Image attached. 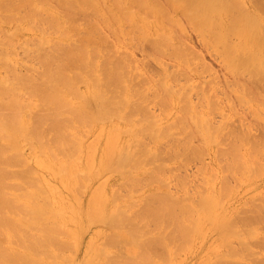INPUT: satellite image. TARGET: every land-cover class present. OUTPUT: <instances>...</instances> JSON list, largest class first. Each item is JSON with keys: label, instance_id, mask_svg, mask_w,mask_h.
Wrapping results in <instances>:
<instances>
[{"label": "bare ground", "instance_id": "1", "mask_svg": "<svg viewBox=\"0 0 264 264\" xmlns=\"http://www.w3.org/2000/svg\"><path fill=\"white\" fill-rule=\"evenodd\" d=\"M53 7L60 13L62 12L61 14L65 12V16L63 15V18L60 17L57 13L58 11L56 12L53 10ZM0 9L4 10L2 11L4 14L2 13L3 15L1 14V17L6 15L7 18L6 16L4 17V20L6 21L7 19L10 21V19H12L15 15L14 13L18 14L19 12H25V15H23L25 17H21L23 18L21 21L19 18L20 15L18 16L17 14L16 18L19 20H15V16V19L13 20L17 22L20 21L18 22L20 24L21 22H25L27 20L30 21L31 19V21H34L37 26L38 22H41L40 24L43 22L42 25L45 24L47 27L46 29H43L45 26L41 25L43 28L41 27L40 30L43 32L42 34L40 32L41 36L38 37L39 41L37 37V41L34 40V42L36 41L35 43L33 40L30 41L31 36L30 38H27L30 41L32 47H34L33 45L36 46V50L33 51H38L37 54H35L39 58L37 59L39 61H36L35 65L37 62H39L40 65H36L34 68L32 65L31 69L29 68L30 66L22 64L23 61H20V65H24L26 68L28 67V69H25L26 72H20L18 70L20 73L17 74L16 77H11V71H16L18 68L16 66V62H13V60L10 59L11 56L9 57V53L7 54L4 52L6 50L0 51V53L3 51V56L6 54L8 57L7 58L5 56L6 58H3L2 56L0 59V63H2L0 64V68H5L4 70L10 68L9 71L7 69V71L10 72L8 74L9 77L7 76V71H5V77L0 75V264H70L72 258H69L70 256H68L67 251L78 246L79 239L82 237L85 229L87 227H91L93 224H101L105 222H109L110 225L112 224L117 228L124 225V227H128L127 231H130V233L129 231L128 233L133 239L132 242L134 244V248H132L129 253H133L135 257L129 258V255L123 257L126 253L123 254V256H118L117 253L120 251H117V253L114 254L110 252L111 249L109 250L105 248L107 247V239L108 241H111V237L109 236H112V238L115 236V240L113 238L111 242H115L117 240L116 234L113 235L111 232L110 235H106V239H104L105 241H101L103 245L98 243L91 247L85 254L84 261L79 264H95L91 258L88 259L90 257V252H95L102 256L104 264H160L154 257L156 256L155 253L158 250L162 251L160 253L161 256L159 257L160 254L157 256L159 258L162 257V263H164L163 261H166L165 258L168 257L169 259L173 257V259H176L178 262L177 251L189 249L190 246L193 245L198 239L201 240L204 236L213 231L216 233L222 232L221 237H219V234H217L216 239H220L216 241V247L218 246L224 248L226 251H221V248L217 250L214 247L215 254L207 256L203 260L202 264H238L240 263L239 260L241 258L243 259L244 255L245 258H248V260L250 257V261H252L253 264H264V199H261L262 203L256 206L253 204V201H251L252 204L250 206L254 205L253 208L249 207L252 209L251 211L249 208H246L244 209L247 210L245 212L242 209V206L241 211L239 210V213H236V215L233 216L234 218L232 217L231 219L229 213H226L225 211L226 208L224 207L223 199L220 198V195H223L221 191L226 192L227 189L230 190V188H228L229 184H227L228 181L226 177L228 174L224 175V178L222 176L221 179V181H225L227 188H225V184L220 181V183H222L220 185H224L225 187H222L225 188V190L223 188H219L221 191L217 189L214 190L211 187V189L208 190V194L206 195L201 190H197L196 193H198V195L199 193L201 194V192L204 195H199V198H197L199 200H193V202L189 204L191 205L189 207L187 203L183 204L187 199H182L183 197L187 198V195H191L189 191V194H187L185 192L186 190L184 189L186 186L184 185L186 184V182H184L186 177L182 176L181 178V180L183 179V184V182L181 183L179 181L180 175L178 176V174H175V176H178L177 180L179 181V185L182 184L180 188H182L183 192H185L182 198L179 200L176 197L177 193L179 192L178 189V192L176 193L173 191L176 194L174 198L177 200L171 199V197L174 195L170 197V195L167 196L168 194H162V196L161 192H155L154 194H160L161 196L159 195V197L163 199L157 198L158 195H154V197H156L151 199L152 193L150 192L149 194L151 195L149 196H147L148 194H144L145 196H143L147 198V201H151L147 202L148 204L144 203L147 205V207L142 205V203V208L140 205V208L136 210L140 211V213H138L140 219H138V215H135V213H132V215H135L136 217L132 218L134 216L127 213L130 211H126L127 209L123 206L124 204L118 203L120 197H118L116 194H119L120 192L112 191L111 194V192H109L105 187H99L92 191L91 198L89 200L91 207L88 209V211L81 212L77 209L74 211L73 209L75 206L73 203H68L64 209L60 210L53 203V196L62 193L60 186L64 187L70 193L75 194L74 197H76V194H78L81 190L89 189L91 181L97 179L98 177L108 176L110 173L117 174L119 177L125 176L126 174L128 175V173L132 174L130 172H133L132 175H134V173H144L145 171L143 168L144 165H146V163H144L146 156H153L151 157L152 159H154V157H158V160L161 159L160 161L162 162L163 159H167L166 155H168L167 161H173L177 156L180 155L179 150H185V152H181V156L182 154L183 156L178 157L179 159H185V157H187L189 154H186L188 153L186 152V147L185 149L181 148V146L183 147L185 143L184 145H179L183 143L180 142V138L178 140L180 143L178 144V142H175V145L177 148L179 147L181 149L178 148L177 150L172 148L174 146L172 144L173 136L171 139L169 134L171 129L174 128L173 125L176 127V124H179L180 126H178L182 128V134L185 133V131L187 134H185L187 136L186 137L182 134L176 133L179 135V137L181 135L184 138L186 137L188 140V138L190 139L192 136L194 137L191 139L198 136L200 141H202V139L205 141H202L203 145L206 143L209 146L212 143L217 142L214 141L215 139H213V137L217 138L219 133H222L225 129L228 130L229 128L228 133H225V131L227 132V130H225L224 134H226V139L227 135H229L230 138L232 137L233 141L235 142L234 146L232 148L229 147V143L227 145L228 141L226 142L223 140L225 137L222 135L218 140H221L222 142L224 141L223 143L226 142L224 145H227V147L225 148L227 149L229 147L228 150L230 149V154L233 155H227L229 151L225 149H221V151L222 153H225L224 151H226V154H222L220 151L222 157H226V159L229 155L232 157L225 161L229 162H227L228 165L226 163L225 164L229 166L231 171L235 170V172H231V174H236L238 171H241V173L246 171L248 174H250L249 172L253 173L254 170L260 171L261 167L259 163L264 164V162H259V159H264V141L262 140L264 139L263 136L259 139H250L248 137L250 136V123H246L249 124L248 132L239 130L241 133H238V126L235 125L234 122L235 120L239 121L240 118H233L232 121L234 120V122H232L230 121L231 118L229 117V121L232 123L230 126L227 123L229 121L225 123L224 120L228 117L224 116L223 113L222 115L225 117L224 120L221 118L220 120L222 121H220V123L219 121H216V123L214 122V124L219 123L215 126L212 123L214 118L211 116V119L210 113L213 114L214 112L211 111L221 108L220 106L218 107V105H220V103H218L220 102L218 99H221V96H226L225 100H228L229 107L231 104L230 108L232 109L233 107L234 113L238 106L243 105L240 103H234V105H237L236 109H234L235 106L230 103L233 99L234 102H236L235 99H239L241 102H245V105H248L249 102L255 100L256 108L251 103L248 107L255 108L257 113H259V111H257L259 107H262L264 110L263 0H0ZM8 12L13 13L14 15L11 14L10 16ZM139 12H141V14L144 16L139 14ZM42 13L43 16H46L42 17ZM40 15L41 17H39ZM66 18L71 20L73 24L74 22H81L82 18H86L88 20L87 23L90 26L87 24L89 27H84L83 29L86 30H82L83 32H81V35V33L79 34L78 32H80L82 29H80L79 25L83 21L78 25H74V28L76 26L79 27V30L78 27L76 28L78 31L77 33L74 29V33L81 36L80 39L77 38L78 40H73L72 35L71 38L64 37L65 34H68V30L65 31L66 29H62V36H60V33L57 38L55 37L53 39L48 36L51 34L50 31L52 30V35L54 31V34L58 35V27L63 22L65 23ZM36 19H38V21H35ZM75 19H77V21ZM1 21H3V19ZM30 22H28V25ZM85 23L83 22L82 24L85 25ZM2 24H0V34H2L0 37L4 35L3 38H5L6 33L4 32V27ZM30 24V27L34 26L32 25V22ZM68 24L71 25L72 23L68 22ZM73 24L70 26V28L73 26ZM82 24L80 26H83ZM14 26L16 27V25ZM26 26H24V30ZM126 26L128 28L130 27L129 31L123 29V27L127 28ZM38 27L40 28V26ZM48 28L53 29L49 30ZM105 28H108L109 31H113H105ZM23 29L20 28V31ZM102 30L105 31V33H102L104 35L101 36L100 33L103 32ZM116 30L122 32L125 30L127 33L124 32L122 33V36H117L119 31ZM186 30H188L189 33L185 32ZM16 31L17 30H15L14 33ZM30 31L31 30H29V32ZM71 32H73V29L72 31L69 29V33ZM106 32L110 33L109 36H111V40L113 39L112 35H114V33L119 39L121 38L125 41L126 39H129V41L132 40L133 44L132 42H130V44L129 42L125 43L122 40L126 46L128 45V50L133 49V47L138 49L146 45L148 47L152 46L151 50H147L149 54L146 57V52H142V49H140L141 53L144 54L143 58L145 57L148 59V61L147 59L146 61L144 60V66L147 62H150L151 58L153 60L154 58L161 57V54H164L167 51V47L172 46L174 51L171 49L173 51L171 52L169 49V52L165 53L163 57L169 56L167 58H173L172 61H178L176 62L175 66H173L174 68H177V71L176 69L170 71V67L172 66L169 67L165 60L163 63L165 62L164 64L166 65L160 61L161 64H158L162 66L161 72H156V74L152 68L157 70L156 68L158 67H153L150 63L152 66L151 68L147 63V68L145 69L148 70L149 66V69H151L154 74L149 72V70L147 72L148 75L145 74L147 75L145 76L140 72L142 70L139 71L141 73V77L139 79L143 77V82L140 81V86H138L139 91H136V86L139 84H136L134 87L135 83H133L136 81L134 79L138 77V74H131L134 76V79L128 76V78L130 77L131 80H134L133 82H130V86L135 88L134 90L138 93L137 96H141V103L136 104V107L133 106V104L136 103L135 98L137 96H135V98H133L135 103H132L133 100H131L132 107L128 108L130 112L126 110V113L128 112L127 114L129 115L125 116H130L129 118H131L133 121L137 118L135 117L133 119L132 117L134 115V110L141 111L143 113V117L145 116V118H142V116L138 114L139 117L137 118L136 123H130V121L126 120L128 123L126 122L125 124H121L117 122L116 119H124L119 116H121L120 114L124 112L125 109L123 111L122 109L127 105V100L129 98L128 94H131L130 90L132 91L131 88L127 94V89L125 88L126 84H124V82L129 80H126L128 70H134L133 65H135V63L133 65L132 63L134 61L136 62L137 60L132 59V53H129V51L125 50L124 51L126 54L124 56L116 55V53L120 54L123 48L125 49L124 46L123 48L121 47V51H113L114 53L112 52L111 54V51L114 50L113 46L117 44L114 45L110 39L106 38L109 37ZM74 33L73 36L75 37L76 35H74ZM119 33L121 34V32ZM175 33L181 34L180 37L177 34L175 36ZM79 35L77 37H79ZM115 35L113 37L117 39ZM12 36L10 35L9 39H11ZM148 36H151L152 39V36H154L155 40H152ZM177 36L178 39L176 38ZM119 39L118 41H120ZM28 40H26V42L24 40V43L26 44ZM109 40L111 41V50L105 49L106 47L104 45V43L110 42ZM3 41L4 40L0 38V42L3 43ZM5 41L7 42L6 38ZM5 41L4 43H6ZM11 41L17 44V42L20 41V37L15 35ZM51 41L54 43L52 44ZM38 42L39 45H37ZM196 42L200 44V47H198V49L200 48V51L196 49V46L198 45H195ZM1 43L0 45H2ZM7 43L5 45H7ZM50 43L54 46L51 47ZM16 44L13 46V48L15 47V51L13 48H9L10 50L12 49L14 51V55L21 52L23 57L24 52L26 53L27 51V55L30 53V51H32L31 48L28 50V47L25 49V44H23V46H18L24 48H17L16 46L18 44ZM47 44H50V48H47ZM98 47H102L103 51L105 49V52L108 54L107 55L105 52H103L105 55H107L104 58L105 61L102 60L99 62L98 57L100 53L99 50H97ZM117 47L115 50H118ZM19 49L21 51H18ZM16 50L18 51L17 53H15ZM106 50L110 51V53ZM151 51L154 53H150ZM33 54L34 53L31 55ZM135 54L136 53H134V55ZM10 55L12 54L10 53ZM26 55L24 57L25 59L31 57L30 55ZM207 55L212 57L213 61H220V65L222 67L219 66V68L220 70L221 68L224 70V72H222L223 70L220 72V75L216 74L217 76L213 77V79L216 78L217 80L214 79L213 81L212 78L207 79L209 80V83H211V81L213 83H211V85L206 82V86L209 87V89L211 87V90L217 92L218 88L220 90V87H222V89L218 92L220 95H222L219 97V94L217 93L216 95L212 96L213 98L210 96L211 99L208 96L209 93L206 95L207 88L204 87V84L206 83H202V81H204L203 79L200 78L202 80L201 81L198 78L200 83H202L200 84L201 87L203 85L202 92L198 91L200 87L198 88L197 84H191L190 82L189 84L191 85L189 86V90L188 86H186L188 83L186 79L187 75L188 77L192 78V80L188 78L190 81H193L197 78V75L193 73V71H197L195 70V66L197 67L198 65L195 63H197L198 60L201 61V59L205 58ZM17 56L19 57V54ZM134 57L136 58V56ZM32 58L35 61V58ZM143 58L141 59L142 65ZM158 60H160V58H158ZM130 61H132V63H130ZM174 61L173 63H175ZM20 62L18 61V63ZM25 62L28 63L27 60H25ZM33 63L34 62H32V64ZM173 63L172 65H174ZM129 64H131L133 67H130L132 69H127ZM191 64L194 68H191ZM208 64H203L204 66L202 67H206V70L203 68V72H210V77H212L211 71L209 70V65H211L212 68V63L209 65ZM136 67L139 68L140 66L138 67L137 65ZM142 67L143 66L140 68ZM179 67H182L183 69L185 68L186 70H180ZM198 67H200L199 69L202 73V67L200 65ZM137 68H135V73L138 71H136ZM142 74L145 76V81ZM203 74H201L202 77ZM184 75H186L184 77L186 84L178 83L179 85H176V78L181 79V76L183 78ZM157 76L162 78L160 79V82L158 81V84L156 83V80H154V78ZM179 79L178 82H180ZM204 79L206 78L204 77ZM154 82L156 83L155 85ZM145 83H147L148 86ZM143 84H145V86ZM82 85L84 86L82 87ZM141 87H143V89ZM116 88L119 89L114 91ZM178 88L180 90H178ZM147 91L150 93L152 92L155 97H159V100L157 99L158 102L156 100H154L155 102L151 101L153 100V97L152 99L149 98ZM231 91H233L234 94L231 93ZM213 93L214 92H212V95ZM182 94L184 95L182 96ZM195 94L198 97L199 95L200 97L202 95L201 103H199L200 99L196 97V100L197 98L199 99L197 100L198 103L195 102L198 107L193 102L194 99H191L195 96ZM232 94L234 96L236 95L238 98L234 97ZM209 95H211V93ZM180 96L183 97V101L186 97L190 99L189 103L186 102L188 99L184 101V105L188 103L189 106H182L184 110L181 108V110L184 112V115L187 116L184 118H182L180 115H177L178 118L173 120L174 116L170 113L169 118L163 122V118L160 116L162 114L159 115V113H165L167 111L166 109L165 112L161 109L158 115H155V113L150 110L149 105L147 104L148 107L146 106V102H151L153 104L157 102L156 104L161 106L160 108H166L169 107L170 104H176L177 99ZM215 96L218 98H215L216 102L218 101L216 106L214 104L215 101L212 100ZM132 97H134V95ZM211 100L213 103H211ZM144 101H146L145 104L143 103ZM222 102L223 101H221V103ZM188 107L190 109L188 111L191 114L190 117L188 116L190 114H187L188 112L186 113L187 109L185 110V108ZM212 107L214 109H212ZM148 108L150 111H146ZM238 110H240V108L236 110V113L243 114V112ZM244 110L248 112L247 109ZM255 110L253 112H255ZM258 110H260V108ZM245 111V116L242 114V116L240 114L237 115L238 117H242L241 121H243V118L244 120L248 118H245L247 116ZM147 112L148 114H146ZM149 112L152 113L150 114ZM256 112L253 115L257 116L258 114H256ZM176 113L177 112H175V115ZM216 114H218V112ZM250 114L252 113L250 112ZM225 115H227V113H225ZM257 117L255 118L259 123ZM138 119H140V121ZM262 121H264V119H262ZM165 122H168L169 124H166ZM251 123V127H253L256 121L254 125L253 121ZM241 124L246 125L244 122H241ZM191 125H193L194 129L196 128L197 133L194 129H191ZM258 125L260 127V123ZM227 126L229 127L227 128ZM188 128L189 132L187 133ZM175 130H177V128H175ZM175 130L172 132L173 134H175ZM192 131L195 135H193ZM190 132L191 134H189ZM86 133H93L95 136V140L90 144H87L85 141ZM253 133L256 134V130H254ZM167 136L168 140L170 138V143L172 142L170 144L167 141L169 145L172 146L171 154L175 156L173 157V160H171L172 157L169 156L170 153L165 154L164 156L166 157H163V155H161V157L159 156L160 153H162L161 149L164 148L166 143H163V146L161 143V146L163 147L161 149V146L158 145V149L161 150L160 152L158 149L156 150L157 144H159L158 142L162 138H167ZM256 136L259 137V134H256ZM143 137L152 140L153 144H151V142L149 144V140H147V142H145L144 139L142 140ZM198 138H196V140H199ZM200 141L197 142L201 144ZM187 142L191 143L189 140ZM219 142L218 144H222V142ZM102 143L103 145L101 146ZM146 143L148 144L145 145ZM188 143L187 146L190 145H188ZM246 145H249L251 151L252 149L254 150L251 152ZM192 146L193 145L191 144L189 147ZM254 146H258V148H254ZM166 147H169L168 144L167 146L165 145V148ZM26 148L30 149V155L26 153ZM169 148H167L168 152H170ZM201 151L204 152L203 150ZM86 152H88V154H86ZM175 152L177 154L179 152V154H176V156ZM197 152L200 155L204 154L200 153V151ZM189 153L191 157L192 155L195 157V153ZM184 154H186L185 157ZM252 154H255V156L259 157L258 162H256V158L253 159L254 155L252 157ZM202 156L200 158H202ZM169 157L171 158L169 159ZM139 158H142L141 160L144 158V162ZM151 158L146 160L151 162ZM178 158L176 160H178ZM196 158H198V155H196ZM149 162H147V164H149ZM154 162H156V160ZM154 162H151V164ZM165 162L163 161L162 164H164L167 168ZM252 163L257 169H251ZM162 164L160 163V165L163 167L162 170L164 171L166 168H164L165 166ZM39 166L41 167V171L37 170V167L39 168ZM161 166L159 167L160 169ZM154 168H157L156 165H153L151 170ZM158 169L155 170L158 173L160 172L159 175H161L162 171H159ZM180 169L181 168L179 167V170ZM167 170L165 174H167ZM156 171H154L155 175L157 173ZM46 172H51V174L57 178L56 183H53V181L47 177ZM152 172H149L151 174L148 173L149 176H154V172L153 175ZM164 172L162 173L164 174ZM157 176L158 174L156 177H149L150 179L148 177H144V179H153V181H158L159 176ZM140 177L141 176H139L138 179H140ZM128 179L129 181L131 180L130 183L127 181ZM128 179L125 180V182L124 180L122 181L124 183H126V181L128 182V185L125 187L127 190L128 188H131V184L132 186L136 185L139 187L140 183L144 181L142 180L141 182H138V185L136 183L139 180H137L136 177L135 179L137 181H135L134 178L132 180L131 177ZM167 185L169 184H166V186ZM179 185L177 184L176 187L179 188ZM144 186L146 187L147 185ZM194 188L193 190H195ZM195 191H193L191 196H193ZM134 193L136 195V192ZM120 194L119 196H121ZM182 194L183 193H181V195ZM131 195L132 193L130 192L129 197H131ZM125 196L126 195H124V197ZM193 199H196V197ZM257 199L260 200L259 198ZM181 201H183V203H181ZM188 203H190V201ZM56 204H58L57 200ZM194 204L198 206V208ZM127 207L129 209L130 206L127 205ZM143 208H145V210H143ZM140 209H142V211ZM242 210L246 214H244ZM240 213L241 215L238 217L237 214ZM141 221L151 225L153 224L156 229L158 228L157 231L155 228H153L154 226H152V228L156 230L155 232H157L156 236L148 232V230H150L149 228H147L146 232L150 236H148L145 231L144 234L143 228L145 230L146 226L139 227V222ZM129 225H131V227ZM168 226H171L174 232L173 230L171 231ZM167 227L169 228L168 231H171V234L170 232L169 234H166L165 229H168ZM226 228L227 231H224ZM143 235H146V238L144 237L145 240L142 239ZM246 235H249V237L247 236L246 238ZM147 236L150 238L148 239ZM237 239L239 241H236ZM250 239L255 240L250 241ZM234 240L238 242V246L240 245V248H238V246L233 247L232 243ZM111 242L108 245L109 247ZM255 242H258L259 245H256ZM104 244H106V246ZM116 245L113 244V246H111L114 247ZM253 245H256L255 247H258V249L256 250ZM163 252H165L166 256H164ZM66 254L68 257H65ZM112 254H114V256H112ZM241 255L243 257H241ZM120 257L121 259H127L119 260ZM169 259V264L179 263L176 261L169 262ZM216 260L219 263H216ZM242 262L243 261H241V263Z\"/></svg>", "mask_w": 264, "mask_h": 264}, {"label": "rangeland", "instance_id": "2", "mask_svg": "<svg viewBox=\"0 0 264 264\" xmlns=\"http://www.w3.org/2000/svg\"><path fill=\"white\" fill-rule=\"evenodd\" d=\"M264 1V0H263ZM52 7V6H51ZM53 10H55L56 12L58 11V10H56V9H54V7H53ZM2 11H4V10H1L0 9V19L3 17H1V14L3 13ZM15 12H17V11H15ZM42 12V11H41ZM19 13H21V14H19ZM18 14L17 13H9L8 12V14H10V16H11V14H13L14 16H15V18L17 17V15L19 16L20 15V21L25 17V16H23V15H25L24 13L25 12H19ZM58 13V15L60 16V17H62L63 18V15L65 16V12H63V14H61L59 11L57 12ZM4 14V13H3ZM2 14V15H3ZM17 14V15H16ZM139 14H141V12H139ZM142 15V14H141ZM6 15H4V17H5ZM9 16V15H8ZM14 16H13V18L12 19H10V21H9V19H7V21L6 20H4V17L2 18L3 19V21H1L0 20V24H2L3 25V27H4V32L6 33V35L8 36H6L5 35V38H6V40H7V42L5 41V38H3L4 37V35L2 36V37H0L1 39H3L6 43H7V45H5L6 43H4V41H3V43H1L2 45H0V51L1 50H6V51H4V52H6L7 54L9 53V57H10V59H12L13 60V62H16V66L19 68H17L16 69V71L14 70V71H11V73H12V75H11V73L10 72H8L9 71V69H8V71H7V69L6 70H4L3 68V70L0 68V75H2V76H6V74H5V71H7V76H8V74L10 73V76L11 77H16L17 76V74H19L20 72H26V70L25 69H28V67L26 68V66H22V65H20L21 64V62L23 61V63L22 64H26L27 66H30L29 68H31L32 69V67L34 68L36 65L38 66V65H40V63L39 62H37V64L35 65V62L36 61H39V60H37V59H39L38 57H37V52H34L33 50H36V46L35 45H33L34 47H32L31 46V43H30V41H32L33 40V42H34V40H36V37H37V39H38V41H39V36H41V34H42V32L43 31H41L40 29H41V27L42 26H45L43 29H46L47 27H46V25L44 24V25H42L43 24V22H42V24H40L39 22H38V26H40V28L37 26V24L36 23H34V21H31V19H30V21L32 22V25H34V26H29V25H31L30 23V21L29 20H27V21H25V22H21L20 24L18 23V22H20V21H15V20H19L18 18H14ZM44 16H46V15H44ZM43 16V13H42V17H44ZM142 16H144V15H142ZM21 17H23V18H21ZM39 17H41V15L39 16ZM6 18H7V16H6ZM5 18V19H6ZM13 19H15V20H13ZM78 19V18H77ZM77 19H75L76 21H77ZM11 20H13V21H11ZM41 20V19H40ZM74 20V21H75ZM81 20V19H80ZM9 21V22H8ZM35 21H38V19H36ZM64 21V20H63ZM73 21V20H72ZM85 23V21H86V23H85V25L84 24H82L83 22ZM87 19L86 18H82V20H81V22L80 21H78V22H74V24H73V22H71V20H69V19H67L66 18V21H65V23L63 22L61 25H63V26H59L58 27V31H59V33H58V35L57 34H54L55 33V31H54V33H53V35H52V29L53 28H51V29H49V30H52V31H50L51 32V34L50 35H48V36H50L51 38H57V36H59L60 35V33H61V35L60 36H62V32L61 31H63L64 29H66L65 31H67V33L68 34H65L64 32V34L66 35H64V37H66V38H71V35H72V38H73V40L74 39H80V33L81 32H83V31H85L86 29H83L84 27L85 28H88L90 25L87 23ZM17 22V23H16ZM28 22H30L29 23V25H28ZM67 22V23H66ZM68 22H70V23H72L73 24V26L70 28V26L72 25H69L68 24ZM79 23H81L83 26H80L79 25V27H80V29H81V31L80 32H78L77 31V27L78 26H76L75 28H74V25H78ZM18 24V25H17ZM67 24V25H66ZM87 24L89 25V26H87ZM14 25H16V27L14 26ZM26 25H28V26H26ZM42 25V26H41ZM68 25H69V29L72 31V29H73V32H71V33H69V29H68ZM18 26V27H17ZM24 26H26L25 27V30L23 29L24 28ZM79 27H78V30H79ZM127 27V26H126ZM15 28V29H14ZM17 28V29H16ZM20 28L21 29H23V30H21L20 31ZM31 28V29H30ZM34 28V29H33ZM39 29V30H38ZM63 29V30H62ZM74 29L76 30V33L78 32L79 34V37H77L78 35H76V33H74L75 31H74ZM106 29V30H105ZM105 29H103V30H105V31H107L108 30V28H105ZM113 29H114V27H113ZM123 29H126L127 31H129L130 30V27L128 28H125V27H123ZM8 30V31H7ZM11 30V31H10ZM15 30H17L15 33H14V31ZM29 30H31L30 32H29ZM48 30V31H49ZM55 30V29H54ZM57 30V29H56ZM83 30V31H82ZM102 30V31H103ZM33 31V32H32ZM39 31V32H38ZM57 31V32H58ZM105 31H103V32H101L100 33V35L102 36V35H104V34H102V33H105ZM110 31H113V30H110ZM109 30H108V32H110ZM116 31H119V30H116ZM115 31V32H116ZM124 32H126L125 30H123ZM3 32V33H4ZM21 32V33H20ZM40 32H41V34H40ZM47 32V31H46ZM108 32H106L107 33V35L109 36L110 35V33H108ZM119 32H121V34L119 33ZM118 32V34H117V36H119V35H121L122 36V33H124V32H122V31H119ZM185 32H188V30H186ZM11 33V34H10ZM49 33V32H48ZM73 33H74V35H76L75 37L73 36ZM127 33V32H126ZM189 33V32H188ZM9 34V35H8ZM13 34H15L16 36H19L20 37V41L19 42H17V44L15 43V42H13V41H11V39L13 38V36H15V35H13ZM112 34V33H111ZM176 34L177 33H175V36H176ZM2 34H0V36H1ZM10 35L12 36V38L11 39H9L10 38ZM81 35H82V33H81ZM114 35H115V33H114ZM114 35H112V40L110 39L111 38V36H109V37H106V34H105V37L106 38H108V39H110L111 41H112V43L115 45V44H117V45H115V46H113L114 47V50H112L111 51V54H112V52L113 51H115V52H119V51H121V49L123 48V46L125 47V49L123 48V50L120 52V54H117L116 53V55H121V56H124L125 54H126V52L125 51H129V53L131 52L132 53V55L131 56H136V58L134 57H131L132 59H135V60H137L136 62L134 61L133 63H132V61H130V63H132V65L135 63V65L137 66L138 65V67L140 66H143L142 68H137L135 65H133V67H134V70H131V71H129L128 70V75H127V78H126V80L127 79H129V80H131L130 79V77H132V79H134V76H132L133 74H138L137 76V78L136 79H134V80H136V81H139V82H133L134 80H131V81H129V80H125L126 82H124V84H126V92H127V94L129 93V90L132 88V91L130 90V92H131V94L129 93L128 94V96H129V98H128V103H127V105L122 109V111L124 110V112L126 113V110H128V108L129 107H132L131 106V100H133V98H135V96H137V92L136 91H139V87L138 86H140V81H142L143 82V77L141 78V79H139L140 77H141V73H143L144 75L145 74H147L148 75V71L149 72H152L153 73V71H155L154 73L156 74V72L157 73H159V71L161 72V68H162V66L161 65H159V64H161V62L163 63V61L165 60L166 61V64L170 67V66H175V64H176V62H178V61H174L175 63H173V61H172V59L173 58H167V57H169V56H166V57H163V55H165V53H167V52H169L168 50L170 49H172L173 50V46L172 47H167V51H166V49H165V53L164 54H161V57H157V58H154L153 60H152V58H151V60H150V62H147L148 63V65H150V63L152 64V66L153 67H155V66H157L158 68H156L157 70H155L154 68H152V66L150 65V67L153 69V71H151V69H149L150 67L148 66V70H146L145 68H147V63H146V65L144 66V63H145V61H146V59L147 58H145L149 53L147 52V50H151L152 49V46H142V48H138V49H136V47L134 48L133 47V49H130V50H128L127 49V47H128V45L126 46V44H124V42L126 43V42H129V44H130V42H132V44H133V41L131 40V41H129V39H126V41L124 40V39H119V38H117V36L115 35V37L117 38V39H115L113 36ZM179 37H180V35L181 34H177ZM30 36H31V38H34V39H31L30 38ZM33 36V37H32ZM120 36V37H121ZM178 36L176 37L177 39H178ZM24 37V38H23ZM104 37V38H105ZM149 37V36H148ZM153 37V39L151 38V36L149 37V38H151L152 40H155V38H154V36H152ZM27 38H30V41L27 39ZM105 38V39H106ZM77 39V40H78ZM118 39L120 40V41H118ZM22 40V41H21ZM24 40H25V42H26V40H28L29 41V43H28V41H27V45L24 43ZM109 40V41H110ZM117 40V41H116ZM124 42H123V41ZM37 41V40H36ZM35 41V42H36ZM111 41L110 42H107V43H104V45H105V49H108V50H111L112 49V47H111ZM113 41H116V42H113ZM34 42V43H35ZM33 43V44H34ZM51 43L53 44L54 42L53 41H51ZM50 43V44H51ZM110 45H109V44ZM15 44L17 45L16 47L17 48H24L25 46H26V48L25 49H27V47H28V50H29V48H31L32 49V51H30V53L32 52V53H34L33 55H31L30 53H28L27 55H26V53H27V51H26V53L24 52V54H23V57H22V54H21V52H19V53H17L18 51H21L20 49L17 51L16 50V52L15 53H17L16 55H14V49H15V47L13 48V46H15ZM23 44H25L24 45V47H18V46H23ZM50 44H47V48H50L49 46H50ZM51 44V47L52 46H54V45H52ZM112 44V45H113ZM120 44V45H119ZM131 44V45H132ZM134 44H135V42H134ZM146 44V43H145ZM198 43L196 42V44L195 45H197ZM37 45H39V42H38V44ZM119 45V46H118ZM179 45V44H178ZM200 44H198L196 47V49L197 50H199L200 51V48L198 49V47H200L199 46ZM5 46H7V47H5ZM46 46V45H45ZM118 46V47H117ZM116 47H117V49L118 50H115L116 49ZM122 47V48H121ZM174 47H176V46H174ZM4 48H8V49H4ZM9 48H13V50L11 51ZM16 48V49H17ZM35 48V49H34ZM38 48V47H37ZM46 48V47H45ZM46 48V49H47ZM99 48H101V49H99ZM30 49V50H31ZM105 49H104V51H103V48L102 47H98L97 48V50H99V53H100V55H99V57H98V60H99V62H101L102 60H104V58L108 55L106 52H105ZM127 49V50H126ZM137 50V52H136V50ZM140 49H142V52L143 51H145L144 53H145V57L143 58V56H144V54H142L141 53V51H140ZM24 50V49H23ZM37 50H39V49H37ZM108 50H106L107 52H109L110 53V51H108ZM125 50V51H124ZM171 50V52H173ZM3 51L0 53L1 55V57H0V59L2 58V53H3ZM133 51V52H132ZM23 52V51H22ZM29 52V51H28ZM103 52H105L107 55H105V53H103ZM153 51H151L150 53H152ZM10 53L12 54V55H10ZM36 53V54H35ZM114 53V52H113ZM124 53V54H123ZM134 53H136L135 55H134ZM154 53V52H153ZM204 53H206V52H204ZM19 54V57L17 56ZM20 54H21V56H20ZM25 55L26 56H28V55H30L31 57H29V58H24L25 57ZM142 55V56H141ZM166 55H168V54H166ZM6 56V54H4V56H3V58H6L5 57ZM16 56V57H15ZM101 56V57H100ZM32 57H37V58H35V61H34V59L32 58ZM209 56L207 55L205 58H208ZM8 58V57H7ZM25 59V60H27L28 61V63H26L25 62V60H23V59ZM30 58H31V60H30ZM103 58V59H102ZM138 58V59H137ZM143 58V65H142V63H141V59ZM158 58H160V60H158ZM205 58H202L201 59V61L200 60H198L197 61V63H199V64H197V63H195L196 65H200L201 67L202 66H204L203 64H211L212 63V68H211V65H209L210 66V68H209V70L211 71V76L212 77H210V72H208L207 71V73H206V71L205 72H203V68H204V70H206L205 68L206 67H202V73H201V70L199 69L200 67H196L195 66V70H197V71H193V73H195L196 75H197V78L195 79V78H193V79H195V80H193V81H190V80H192V78H190V77H188V75H187V77H186V79H187V84H186V80L184 79V77L186 76V75H184L183 76V78H182V76H181V79H179V78H176L177 79V81L175 82V84L176 85H179V84H186V86H188V90H189V86L191 85V84H197L198 85V88L200 89H198V91H200V92H202V87H203V85H202V87H201V85L200 84H204V83H208V84H211L212 83V81H211V83H209L208 81L209 80H207V79H210V78H212V80L214 81V79L215 80H217L216 78H214L213 79V77H215V76H217L216 74H218V75H220L221 73V71L223 70L222 68H221V70H220V68H219V66L220 67H222L220 64V61H213V59H212V57H209L208 59H205ZM31 61H29V60ZM162 59V60H161ZM145 60V61H144ZM159 62H158V61ZM18 61L20 62V63H18ZM105 61V60H104ZM103 61V62H104ZM147 61H148V59H147ZM161 61V62H160ZM203 61V62H202ZM206 61H208V62H206ZM1 62V61H0ZM32 62H34L33 64H32ZM103 62H102V64H103ZM159 63V64H158ZM165 63V62H164ZM163 63V64H164ZM172 63L174 64V65H172ZM0 64H2V63H0ZM166 64H164V65H166ZM194 64V63H193ZM194 64V65H195ZM219 64V65H218ZM33 65V66H32ZM163 65V66H164ZM16 66H14V67H16ZM32 66V67H31ZM161 66V67H160ZM23 67V68H22ZM130 67H132L131 66V64H129V67H127V69H132V68H130ZM160 67V68H159ZM170 67V71H172V70H175L176 69V71H177V68L175 67ZM193 66H192V64H191V68H192ZM22 68V69H21ZM135 68H137L136 69V73H135ZM172 68V69H171ZM180 68V70H184L182 67H179ZM194 68V67H193ZM214 68H215V70H214ZM20 72H19V71ZM140 70H142V71H140ZM146 70V71H145ZM179 70V69H178ZM186 70V69H185ZM198 70H200V71H198ZM208 70V69H207ZM27 71H29V70H27ZM141 73H140V72ZM214 71H215V73H214ZM14 72V73H13ZM129 72H131V73H129ZM175 72V71H174ZM213 72V73H212ZM222 72H224V70L222 71ZM153 73V74H154ZM203 73H206V74H203ZM5 74V75H4ZM132 74V75H131ZM140 74V75H139ZM142 74V76H144ZM201 74H203V77L201 76ZM213 74V75H212ZM223 74V73H222ZM147 75H145V76H147ZM199 75H200V77H199ZM128 76H130L129 78H128ZM145 76H144V81H145ZM9 77V76H8ZM158 78H159V76H157ZM157 77H155L154 78V80H156V83L158 84L159 82H160V79H162V78H157ZM204 77L206 78V79H204ZM188 78H190V80L188 79ZM198 78L200 79H203L204 81H202L201 79V81H202V83H200V80H198ZM13 79V78H12ZM178 79H179V81L180 82H178ZM183 79V80H182ZM146 80H147V78H146ZM16 81H18V80H16ZM129 81V82H128ZM159 81V82H158ZM196 81H197V83H196ZM130 82H133V83H135L134 84V87H135V85L136 84H139V85H137L136 87H137V89H136V91L134 90L135 88H133L132 86H130ZM141 82V83H142ZM191 82V84H189ZM155 82H154V85L156 84ZM179 83V84H178ZM207 83L206 84H204L205 86V88H207V93H206V95L209 93H211V95H209L208 94V96L210 97H212V96H214V95H216L221 89H222V87H220L221 89L219 90V88H218V91L217 92H215L214 90H211V87H210V89H209V87H207L206 85H207ZM128 84V85H127ZM147 86H148V84L147 83H145ZM145 84H143L144 86H145ZM213 84V83H212ZM211 84V85H212ZM133 85V84H132ZM142 85V84H141ZM211 85H209V86H211ZM84 85H82V87H83ZM125 86V85H124ZM129 86H130V88H129ZM146 86V87H147ZM142 89H143V87H141ZM145 88V87H144ZM119 89V88H118ZM117 88L114 90V91H116V90H118ZM142 89H141V91H142ZM133 90H134V92H133ZM145 90H146V88H145ZM178 90H180L179 88H178ZM178 90H176V91H178ZM210 91V92H209ZM149 91H147V94L149 95L148 97L149 98H151L152 99V97H153V100H151V99H149V100H151V101H154V100H156L157 101V99L159 98V97H155L154 96V94L151 92H149ZM183 92H185V91H183ZM212 92H214L213 93V95H212ZM115 93H117V92H115ZM231 93H233L234 94V92L233 91H231ZM117 94H119V93H117ZM126 94V95H127ZM152 96H151V95ZM185 94V93H184ZM184 94H182V96L184 95ZM219 94V93H218ZM232 94V95H233ZM125 95V96H126ZM134 95V97H132V96ZM222 95V94H221ZM220 94H219V97L221 96ZM122 96V95H121ZM187 96H188V94H187ZM194 96V95H193ZM234 96V95H233ZM132 99H131V98ZM138 97H139V99H138ZM140 95H138L136 98H135V100H136V103H135V100H133L132 101V103L134 102L135 104H133V106H135L136 104H138V103H141V99H140ZM196 97H198V96H196V94H195V96L194 97H192L191 99L193 100V102L195 103H198L197 102V100H199L200 99V102L199 103H201V97H202V95H201V97H200V95H199V99L197 98V100H196ZM211 97H210V99H211ZM222 98L219 100L218 98H216V96L214 97V99H212V100H214L215 102H216V100H215V98L216 99H218V101H220V102H218V103H220V105H218V107L220 106L221 108H218V109H215V111H211V112H214L215 113V115H214V113L212 114V113H210V117L211 116H213V124H214V122L216 123V121L218 122L219 121V123H220V121H222V120H220L221 118L224 120V118L225 117H223V115L224 116H226V117H228V118H226V119H228V120H224L225 121V123L227 122V121H229V119L231 118V120L230 121H232V119L233 118H240L239 119V121L238 120H235V122H234V120L232 121V122H234V124L235 125H237L238 126V131L239 130H241V131H246V132H248V125L249 124H246V123H250L251 124V126H252V121H253V125H254V123H255V121H256V123H255V125L253 126V127H251L250 125H249V127H250V130H249V133H250V136H248L250 139H259L260 137L262 138V136H263V138H264V121H262V119H264L263 117H264V110L262 109V107H259L260 108V110H258L257 109V111H259V113H257L256 112V110H255V108H256V105H255V100H252L251 102H249L248 103V105H245V102L243 103V102H241L239 99H235V101L236 102H234L233 100H232V102H230V103H232V105H234V103H240V104H242L243 106H238V108L237 109H239L240 108V110H238V111H241V112H243V114L242 115H244V109H247L248 110V112L247 111H245V114H247V116L245 117V118H247V119H245L244 120V118H243V121H241L242 120V115L241 116H237V115H239L238 113H236V107H237V105H234L235 107H234V109H236L235 110V113L233 112V107H232V109L230 108L231 107V104H230V107H229V103H228V100L226 101L225 99H226V96H221ZM225 97V98H224ZM234 97H236V98H238L236 95L234 96ZM234 97H232V98H234ZM182 100H181V99ZM213 98V97H212ZM116 99H119V98H116ZM186 99H188L186 102H188L189 103V98H184V101L186 100ZM224 99V100H223ZM142 100H143V98H142ZM159 100V99H158ZM180 100V101H179ZM212 100H211V103H213L212 102ZM239 100V101H238ZM184 101H183V97H178V99H177V102H176V104H170L171 105V107H170V105H169V107H166V108H160L161 106H159L158 104H156V103H148V102H146V101H144L143 103L145 104V102H146V106H147V104L149 105V107H150V110L151 111H153V113H155V115H158V113L161 111V109H162V111L164 110V112L166 113H159V115L160 114H162V115H160L161 116V118H163L162 120H163V122H164V120H166V119H168L169 118V115H170V113H171V115H173L174 116V119L173 120H175V118H178L177 117V115L179 116H181L182 118H184V117H187L186 115H184V112H183V110H184V108H182V106L184 107V106H186V105H188V103L186 104V105H184ZM221 101H225L224 102V104H223V102L221 103ZM238 101V102H237ZM126 102V101H125ZM155 102V101H154ZM181 102V103H180ZM214 102V104H215V106L218 104L217 102L215 103ZM130 103V104H129ZM195 103V104H196ZM225 103H227V104H225ZM252 104V105H254L255 106V108H251V107H248L249 106V104ZM239 104V105H240ZM247 104V103H246ZM130 105V106H129ZM156 105V106H155ZM197 105V104H196ZM223 107H222V106ZM244 105H245V107H244ZM154 106V107H153ZM159 106V107H158ZM177 106V107H176ZM189 106V105H188ZM228 106V107H227ZM136 107V106H135ZM135 107H133L134 109H136ZM148 107V106H147ZM187 107V106H186ZM197 107H198V105H197ZM225 107V108H224ZM241 107H242V109H241ZM247 107V108H246ZM179 108H180V110H181V108L183 109V110H179ZM160 109V110H159ZM166 109V110H165ZM187 109V111H186V113L190 110L189 109V107L188 108H185V110ZM212 109H214L213 107H212ZM225 110V112H224V110ZM252 109V110H251ZM131 110V109H130ZM149 110V108H148V110H146V111H150ZM172 110H174V111H172ZM177 110V111H176ZM244 110V111H243ZM255 110V112H256V114H258L257 116H255V115H253L255 112H253ZM129 111V110H128ZM135 111V110H134ZM133 111V113H134V115H136V116H132L133 117V119L135 118V117H139L138 116V114H140L141 116H142V118H145V116L143 117V113L141 112V111H135L134 112ZM179 111V112H178ZM231 112V113H229V112ZM263 111V112H262ZM124 112H122L120 115L121 116H119V117H121V118H124V119H116V121L117 122H119V123H121V124H125L127 121L126 120H128V121H130V123H136L137 121V118L136 119H134L133 121L131 120V118H129L130 116H125V115H129V114H125ZM130 112V111H129ZM175 112H177L176 113V115H175ZM218 112V114H216ZM250 112L252 113V114H250ZM150 113V112H149ZM152 113V112H151ZM150 113V114H151ZM185 113V114H186ZM220 113H221V117H220ZM222 113H223V115H222ZM225 113H227V115H225ZM234 113V115L232 116V114ZM146 114H148V112L146 113ZM187 114H190L189 112L187 113ZM250 114V115H249ZM140 116V117H141ZM147 116V115H146ZM165 116V117H164ZM189 117L191 116V114L190 115H188ZM235 116H237V117H235ZM245 116V115H244ZM188 117V118H189ZM230 117V118H229ZM255 117H257L258 118V120H259V123H260V127H259V123H258V121L256 120V118ZM262 118V119H261ZM141 119V118H140ZM140 119H138L139 121H140ZM211 119H212V117H211ZM252 120V121H251ZM230 121L229 122H227L228 123V125H232V123H230ZM237 121H238V123H237ZM251 121V122H250ZM241 122L243 123H245L246 125H244V124H241ZM128 123V122H127ZM166 124H169L170 123V121H169V123L168 122H165ZM178 123V122H177ZM219 123H217V124H214L215 126L216 125H218ZM33 124V123H32ZM234 124H233V127H234ZM179 125V124H178ZM177 124H176V127H175V125H173V127L174 128H172L171 129V131H170V134H169V136H171V139H172V136H173V139H172V144L174 145L173 147L171 146V145H169V143H170V138H169V140H168V136H167V138L165 137V138H162L158 143L159 144H157V148H156V150L158 149V145L159 146H161V143H162V146L165 144L166 146H167V144H168V146L171 148H175V149H177L178 150V148H177V146L175 145L176 143L175 142H178V144L180 143V142H183V143H181V144H179V145H184V143H185V145L182 147L181 146V148L183 149H185V147H186V152H188V153H186V154H189V155H187V157H185L186 156V154H184V157H185V159H179L178 157L180 156V157H182L183 156V154H182V156H181V152L183 153V151L185 152V150H183V151H181V150H179L180 151V155L179 156H177L178 154H179V152H178V154L175 152V155L177 156L176 157V159L178 158V160H176V159H174V160H176V161H174L173 160V157H175L174 155H172L171 153H172V148H171V150H170V148L169 147H166L165 148V145H164V148L161 146L160 147V149L161 148H163V149H161L162 150V153H160V157H161V155H163V157H166L167 156V159H168V155H166V156H164L165 154H169L170 153V155L169 156H171V157H169V159L171 158V160H173V161H170V160H168L167 161V159L165 160V159H163L162 160V162L164 161H167V162H165L166 163V165H167V168H166V166L164 165V164H162V162L160 161V160H158V157L156 158V157H154V159H152L151 157H153V156H150V157H145V162H144V158H143V160H141L142 158H139L141 161H143L144 163H146V165H144V168H143V170L145 171L144 173H139V174H135L134 173V175H132L133 174V172H130V173H132V174H129L128 173V175L126 174L125 176H122V177H119L117 174H114V173H110V175H108V176H101V177H98L97 179H95V180H92L91 181V183H90V185H89V189H83V190H81L78 194H76V197H74V195L75 194H73V193H70L69 191H67L64 187H62V186H60V188H61V190H62V193H60V194H56L55 196H53L54 197V199H53V203H54V205L58 208V209H64L66 206H67V204L68 203H70V204H74V206H75V208L73 209L74 211H75V209H77V210H80L81 212H84V211H88V209L91 207V204H90V202H89V200H90V198H91V193H92V191L93 190H95V189H97V188H99V187H105L109 192H111V194H112V191H116V192H120V193H122V194H120L121 196H119V194L117 193L116 195H118V197H120L119 199V201H118V203L119 204H124L123 206L127 209L126 211H130V212H127V213H129V214H131L132 215V213L134 214L135 213V215L137 214L138 215V213H140V211H136V210H138L140 207L142 208V205H144V206H146L147 207V205L146 204H148L147 202H149V201H151V200H148L147 201V198H145L144 196V194H148L147 196H149V195H151V194H149V192L150 193H152V197H151V199H153V197H154V195H158V194H154L155 192H158V193H160L161 192V195L163 194V195H167V196H169L170 195V197L171 196H173V197H171V199H176V198H174L175 197V193L176 192H178V190H179V195H178V193H177V195H176V197H177V199H181L182 198V196L184 195V193L186 192L187 194H189V192L191 193V195H192V193H193V191H195L194 192V194H193V196H189V195H187L188 197H190V198H188L187 196V198H182V199H187L186 201H190V203H188V202H186V201H184V203H183V201H181V203H183V204H186L187 203V205H188V207L189 206H191V205H189V204H191V202H193V200H199V199H197V198H199V195L201 196V194H208V190L209 189H211V187L215 190V189H217V190H220L221 191V189H219V188H223V187H225L227 184H229L228 185V188H230V190H226V192L224 191V192H222L221 191V193H223V195L221 196L220 195V198L221 199H223V203H224V207L226 208V213H229V216L231 217V219H232V217L233 216H235L236 215V213H239V210L241 211V207H242V209L244 210V209H248L249 207H251V208H253L254 207V205L256 206V205H259V204H261L262 203V201H261V199L263 200L264 199V172H263V170H264V166H262V165H264V164H262V163H259V165H260V171L259 170H254V169H257L255 166H253L254 164L252 163V167H251V169H253V170H250V171H253V173L252 172H249L250 174H248L246 171L245 172H242L241 173V171H238V172H240V173H238L237 171V173L236 174H231V172H235V170L234 171H231V169L229 168V166H227L228 164H227V162H225L227 159L229 160V158H232V157H230V155H232V154H230L231 152H230V149L228 150V148L229 147H233L234 146V141H233V139H232V137L230 138V136L229 135H227V139H226V134H224V131L225 130H227V129H225L222 133H219L218 134V137L217 138H215V137H213V139H215L214 141H217V142H214V143H212L210 146L209 145H207L206 143H205V145H203V143H202V141L203 142H205L202 138V141H200V139L198 138V136L196 137V138H198L199 140H196V138H193V139H191L192 137H194V136H192L190 139L188 138V140L191 142V143H188L187 141V139H186V129L184 130L185 131V133H181L182 131H181V129L182 128H180L179 126H178ZM189 126V125H188ZM236 126V127H237ZM76 127H78V126H76ZM181 127H182V125H181ZM195 127V126H194ZM229 126H227V128H228ZM247 127V128H246ZM256 127H257V129H256ZM175 128H177V130H175ZM184 128V127H183ZM186 128V127H185ZM190 128V127H189ZM189 128L187 129V133L189 132L188 130H189ZM252 128V129H251ZM191 129L193 130L194 128H193V125H191ZM231 129V128H230ZM256 130V134H259V137L258 136H256V134L255 133H253L254 132V130ZM174 130H175V134H173L172 132H174ZM195 131H196V128L194 129ZM228 130H229V128H228ZM228 130H227V132L225 131V133H228ZM194 131V132H195ZM179 133V134H182L183 136H186L185 138L184 137H182L181 135H180V137H179V135H177V134ZM192 133H193V131H192ZM196 133H197V131H196ZM238 133H241L240 131L238 132ZM186 134V135H185ZM189 134H191V132L189 133ZM199 134V133H198ZM177 135V136H176ZM193 135H195L194 133H193ZM221 135L223 136V137H225V139H223V140H225L226 142H227V145H228V143H229V147L226 149L225 147H227V145H224V144H226V142L225 143H223L221 140H218L219 139V137H221ZM145 137V136H144ZM142 138V140L144 139V141L145 142H147V140H149V144H150V142H151V144H153V142H152V140H150L149 138ZM222 137V138H223ZM256 137H258V138H256ZM179 138H180V142L178 141L179 140ZM230 138V139H229ZM165 139H166V142H165ZM195 139V140H194ZM95 140V136H94V134L93 133H86L85 134V141H86V143L87 144H90V143H92V141H94ZM173 140H175V141H173ZM263 141H264V139H262ZM143 141V142H144ZM164 141V142H163ZM169 143H168V142ZM197 141H200L201 142V144L200 143H198ZM220 141V142H219ZM218 142L219 143H221L222 142V144H218ZM241 142H243V141H241ZM240 142V143H241ZM148 143H146L145 145H147ZM164 143V144H163ZM170 143V144H171ZM187 143H188V145L189 146H191V144L194 146H192V147H189V146H187ZM144 144V143H143ZM177 144V145H178ZM103 145V143L101 144V146ZM178 145V146H179ZM248 148H249V145H246ZM264 146V145H263ZM87 147V146H86ZM187 147H189V148H187ZM167 148H169V151L170 152H168L167 151ZM181 148H179V149H181ZM254 148H258V146H254ZM263 148V147H262ZM160 149H158L159 150V152L161 151ZM189 151H188V150ZM197 149V150H196ZM221 149L223 150V149H225V150H227V151H229V153H227L226 151H224L225 153H222V151H221ZM165 150V151H164ZM191 150V151H190ZM201 150H203L204 152H202ZM232 150V149H231ZM249 150L251 151V149L249 148ZM254 149H252V151H253ZM263 150H264V148H263ZM26 153L28 154V155H30V149L29 148H26ZM167 151V152H166ZM196 151V152H195ZM197 151H200V153H204V154H199ZM220 151H221V153L222 154H226L227 153V155L228 154H230L229 156H227V155H225V156H227V159H226V157L224 158V157H222V155H221V153H220ZM251 151V152H252ZM158 152V151H157ZM189 152H191L192 154H194L195 155V157L192 155V157L190 156V153ZM86 154H88V152H86ZM159 154V153H158ZM173 154H174V152H173ZM196 155H198V158H196ZM199 155H200V157L202 156V158H200L199 157ZM253 155H254V157H253ZM191 158H190V157ZM233 156V155H232ZM159 157V158H160ZM252 157H253V159H255L256 158V162H258V158L259 157H257V156H255V154H252ZM152 159L151 160V162H154L155 160H156V162H154L153 164H151V162H149V161H147L148 159ZM263 158H264V156H263ZM147 159V160H146ZM154 160V161H153ZM158 160V161H157ZM263 160V161H262ZM264 162V159H259V162ZM147 162H149V164H147ZM230 162H231V160H230ZM253 162H254V160H253ZM156 163V164H155ZM160 163L162 164V165H164L165 167L164 168H166V170H167V174H165L166 173V170L164 169V171L162 170L163 169V167L160 165ZM227 165H226V164ZM229 163V162H228ZM159 164V165H158ZM258 164V163H257ZM35 165V164H34ZM153 165H156V167L157 168H154L153 170L154 171H156L155 169H158L160 166H161V169L159 168L158 170L159 171H162V172H164V174L161 172V175H159L160 174V172L158 173L157 171V173H156V175L158 174V176L160 177H158V181L156 182L155 180L153 181V179L152 180H149L150 178L149 177H156V175H155V172L153 171V170H151L152 168H153ZM182 166V167H181ZM257 166V165H256ZM179 167L181 168L180 170H179ZM228 167V168H227ZM232 167V166H231ZM258 168V169H259ZM174 169V170H173ZM178 169V170H177ZM37 170L38 171H41V167L39 166V168L37 167ZM150 170V171H149ZM154 172V176H149V174H151V173H149V172ZM257 171V172H256ZM149 174H148V173ZM153 172H152V175H153ZM254 172H256V173H254ZM245 173H246V175H245ZM252 173V174H251ZM46 174H47V177H49L52 181H53V183L55 182L56 183V179L57 178H55L52 174H51V172H46ZM164 175V177H163V175ZM175 174H178V176L180 175V179H179V181L182 183L183 181V179L181 180V178H182V176H184V177H186V179L185 180H187V181H185L184 180V182H186V184H184V182H183V184L184 185H186L185 186V192H183V190H182V188H180L181 186H182V184H180L179 185V181L177 180V178H178V176L176 177L175 176ZM226 174H228L226 177H227V181H228V183L226 184L225 183V181H221V179H222V176H223V178H224V175H226ZM242 175V176H241ZM139 176H141L140 177V179H138V177ZM131 177V179L133 180V178L135 179V177L137 178V180H139V181H137L136 179H135V181H137V183L136 184H138V182H141L142 180H147V181H142V183H140V185H139V187L138 186H136V185H133L132 186V184H131V188L129 189L128 188V190H127V188L125 189V187L128 185L127 183V181H129V179L128 178H130ZM133 177V178H132ZM144 177H148L149 179H144ZM225 177V178H226ZM128 179V180H127ZM155 179V178H154ZM124 180V182H125V180H127L126 181V183H124V182H122ZM168 180V181H167ZM170 180V181H169ZM176 180V181H175ZM225 180V179H224ZM135 181H134V183H135ZM220 181L221 182H223V184H225V186L224 185H220V184H222V183H220ZM131 182V180L129 181V183ZM172 182V183H171ZM177 182V183H176ZM144 183V184H143ZM176 183V184H175ZM212 183H213V185H212ZM166 184H169V185H167L166 186ZM174 184V185H173ZM179 185V188H177L176 187V185ZM144 185H147L146 187L144 186ZM149 185V186H148ZM173 187H171V186ZM183 185V186H184ZM141 186V187H140ZM170 186V187H169ZM196 186V187H195ZM198 186V187H197ZM223 186V187H222ZM142 187H144V188H142ZM170 189H169V188ZM195 187V188H194ZM141 190H140V189ZM176 188V189H175ZM193 188L195 189V190H193ZM197 188V189H196ZM225 188H227V186L225 187ZM225 188H223L224 190H225ZM125 189V190H124ZM178 189V190H177ZM222 189V190H223ZM130 190V191H129ZM170 190V191H169ZM171 190H172V192H171ZM177 190V191H176ZM197 190H201L202 192H201V194L199 193V195H198V193H196L197 192ZM169 191V192H168ZM173 191H175V193L173 192ZM181 191V192H180ZM189 191V192H188ZM205 191V192H204ZM128 192V193H127ZM130 192L132 193V195H131V197H129V195H130ZM134 192H136V195H135V193ZM162 192H164V193H162ZM168 192V193H167ZM114 193V192H113ZM128 194V197H127V194ZM134 193V194H133ZM169 193H173V194H169ZM181 193H183L182 195H181ZM259 193V194H258ZM263 193V194H262ZM115 194V193H114ZM203 194V195H204ZM124 195H126L125 197H124ZM144 195V196H143ZM160 195V194H159ZM159 195H158V197L157 198H161V197H159ZM160 195V196H161ZM162 195V196H163ZM194 195H196V196H194ZM197 195H198V197H197ZM203 195H202V197H203ZM259 195V196H258ZM143 196V197H142ZM127 197V198H126ZM156 197V196H155ZM154 197V198H155ZM166 197V196H165ZM178 197H180V198H178ZM195 198L196 197V199H193V198ZM259 198L260 200H258L257 198ZM261 197V198H260ZM263 197V198H262ZM146 200H144V199ZM168 198V197H167ZM192 198V199H191ZM133 199V200H132ZM143 199V200H142ZM161 199H163V198H161ZM176 199V200H177ZM201 199V198H200ZM258 201H257V200ZM56 200L58 201V204H56ZM140 200H141V202H140ZM142 201H145V202H142ZM251 201H253V206H250L252 203H251ZM196 202V201H195ZM245 202V203H244ZM143 203V204H142ZM144 203H146V204H144ZM199 203V202H198ZM248 203H250V204H248ZM128 206H130L129 207V209H128V207H127V205ZM142 204V205H141ZM141 205V206H140ZM193 205V204H192ZM195 205V204H194ZM196 205H197V203H196ZM195 205V206H196ZM122 206V207H123ZM140 206V207H139ZM143 206V207H144ZM197 208H198V206H196ZM251 208H249V210L251 211L252 209ZM141 211H142V209H140ZM143 210H145V208H143ZM243 210H242V212H243ZM137 213H136V212ZM245 212L247 211V210H244ZM249 211V212H250ZM245 212H243L244 214H246ZM244 214H242V215H244ZM130 215V216H131ZM135 215H132V216H134V217H132V218H135L136 216ZM238 215V217H239V215H241V213L240 214H237ZM140 216H141V214H140ZM237 217V216H236ZM237 217V218H238ZM234 218V217H233ZM237 218H235V219H237ZM138 219H140L139 218V215H138ZM234 219V220H235ZM236 221V220H235ZM107 223V224H106ZM140 223V226L139 227H141V226H143V227H145L146 226V228H145V230H144V228H143V233H144V231L146 232L147 231V228H149L150 230H148V232L150 233V234H152V235H154V236H156V233L157 232H155L156 230L158 231V228L156 229L155 228V226L152 224H149V223H146V222H144V221H141V222H139ZM142 224V225H141ZM112 226V227H111ZM125 226V225H124ZM124 226H122V227H115L114 225H110V223L109 222H105V223H101V224H99V223H97V224H93V225H91V227H87L86 229H85V232L82 234V237L79 239V242H78V246L76 247V248H73L72 250L71 249H69L68 251H67V254H68V256H70L69 258H72V260H71V263L70 264H79V263H81V262H83L84 261V258H85V254L89 251V249L91 248V247H93L95 244H98V243H100L101 245H103L102 243H101V241H105L104 239H106L105 237H106V235H110L111 234V232L113 233V235L114 234H116V238H117V242H116V244H118V245H116L115 244V242H111L112 240H113V238H114V240H115V236L112 238V236H109V237H111V241H108V239H107V241H106V244H107V247H105L106 246V244H104L105 246H103V247H105V248H107V249H111L110 250V252L111 253H114V254H116L117 253V251H120V252H118L117 253V255L119 256H123V254H125L123 257H125L126 255H129V258H133V257H135L134 256V254L133 253H129V251L132 249V248H134V244H133V239L131 238V236H129L130 234V231H129V233H128V231H127V228L126 227H124ZM130 227H131V225H129ZM152 226H154L153 228H155V229H153L152 228ZM169 228H170V230L172 231L173 230V228L171 227V226H168ZM167 227V228H168ZM120 228V229H119ZM126 228V229H125ZM169 228L168 229H165V232H166V234H169V232H170V234H171V231H168L169 230ZM154 231H153V230ZM163 229V230H164ZM121 232H120V231ZM131 230V229H130ZM152 230V231H151ZM151 231V232H150ZM168 231V232H167ZM224 231H227V228L224 230ZM173 232H174V230H173ZM209 232V231H208ZM147 233V232H146ZM222 232H218V233H216V232H210L209 234H207L206 236H204L201 240L200 239H198L193 245H191L190 246V248L189 249H185V250H181V251H177L178 252V254H177V260H178V262L176 261V259H173V257L172 258H170L169 259V257L168 258H165L164 256H166L165 255V252H163V254H164V258L166 259V261H163L164 263H162V257L161 258H159L160 256H161V250L159 251H157L156 253H155V255L156 256H154L155 257V259L157 260V262H159L160 264H169L168 263V259H169V262L170 261H172V262H177L178 264H202L203 263V260L207 257V256H209V255H212V254H215V248L218 250L219 248H221V247H216V241H218L219 239H216L217 238V234H219V237H221L222 236V234H221ZM226 233H228V232H226ZM145 234V233H144ZM147 235L148 236H150L148 233H147ZM147 236V237H148ZM247 236L249 237V235H246L245 237L247 238ZM100 237V238H99ZM108 237V236H107ZM108 237V238H109ZM146 238V235L144 236H142V239H144L145 240V238ZM151 237H153V236H151ZM150 237H148V239H149ZM196 238H198V237H196ZM110 239V238H109ZM118 240H119V242H118ZM147 240V239H146ZM255 239H250V241H254ZM130 241H131V243H130ZM236 241H239L238 239L236 240ZM235 240L233 241V247L234 246H238V242H236ZM111 242V244H110V247L108 246L109 245V243ZM144 242V241H143ZM234 242H235V244H234ZM103 243H105V242H103ZM114 245H116V246H114V247H112L113 246V244ZM236 243H237V245H236ZM256 243V245L258 244V242H255ZM112 245V246H111ZM256 245H253L254 246V248H256V250L258 249V247H255ZM259 245V244H258ZM240 246V245H239ZM238 246V248H240ZM215 247V248H214ZM221 251H226V249H224V248H221ZM121 252H122V255H121ZM67 254H66V256L65 257H68L67 256ZM114 254H112V256H114ZM160 254V255H159ZM162 254V255H163ZM243 254V253H242ZM159 255V257H157ZM89 258L88 259H92L93 261H94V263L95 264H104V260L102 259V256H100V255H98L97 253H95V252H90L89 253ZM246 256H248V255H246ZM157 257V258H156ZM241 257H243L242 255H241ZM249 257V256H248ZM118 258V257H117ZM127 258H128V256H127ZM127 258H122L121 259V257H120V259L119 260H126ZM159 258V259H158ZM242 259V258H241ZM239 260V262L240 263H238V264H248V263H252L253 264V262L252 261H250L251 259H250V257H249V260H248V258H245V255H244V257H243V259L242 260ZM141 260V259H140ZM164 260V259H163ZM217 261V260H216ZM241 261H243L242 263H241ZM221 262H223V261H221ZM216 263H219L218 261L216 262ZM51 264V263H50ZM53 264V263H52ZM237 264V263H236Z\"/></svg>", "mask_w": 264, "mask_h": 264}]
</instances>
